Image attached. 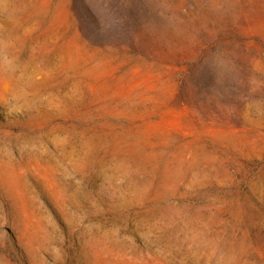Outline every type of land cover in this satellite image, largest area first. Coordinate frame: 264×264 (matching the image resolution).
Wrapping results in <instances>:
<instances>
[{
    "label": "rangeland",
    "instance_id": "rangeland-1",
    "mask_svg": "<svg viewBox=\"0 0 264 264\" xmlns=\"http://www.w3.org/2000/svg\"><path fill=\"white\" fill-rule=\"evenodd\" d=\"M0 264H264V0H0Z\"/></svg>",
    "mask_w": 264,
    "mask_h": 264
}]
</instances>
